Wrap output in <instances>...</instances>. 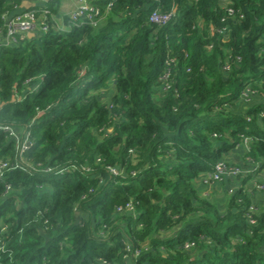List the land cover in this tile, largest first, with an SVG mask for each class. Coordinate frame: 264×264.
Returning <instances> with one entry per match:
<instances>
[{
  "label": "trees",
  "instance_id": "16d2710c",
  "mask_svg": "<svg viewBox=\"0 0 264 264\" xmlns=\"http://www.w3.org/2000/svg\"><path fill=\"white\" fill-rule=\"evenodd\" d=\"M92 3L67 30L32 7L48 31L0 44V264H264L253 176L223 210L196 185L244 138L264 171V99L233 109L264 96V0Z\"/></svg>",
  "mask_w": 264,
  "mask_h": 264
},
{
  "label": "built area",
  "instance_id": "2783aa9c",
  "mask_svg": "<svg viewBox=\"0 0 264 264\" xmlns=\"http://www.w3.org/2000/svg\"><path fill=\"white\" fill-rule=\"evenodd\" d=\"M221 3H223V6L226 7L227 15L232 16L235 14V10L230 6L231 0H220ZM80 2L85 3V0H80ZM91 5V4H90ZM112 5L111 2L107 3V9L110 8ZM93 6V5H92ZM47 10L43 7L41 9H27L24 11H21L17 14H12L7 16L4 15V25L3 28L0 29V44L4 45H10L16 43V35L18 33L28 34L32 32H46L48 31V23H47ZM99 13L98 7L96 9H93L92 7H88L87 5L83 4L77 7L76 10H74L68 17L70 19V22L72 24H76L77 22L81 21L82 17L88 18L91 22L94 21V17ZM169 18V15H162L161 13H158L157 11H153L150 14V19L153 22L156 23H162L165 22ZM80 20V21H79ZM70 27V25L65 26H59L58 28L61 30H67ZM223 32V30H222ZM225 69H228L226 66ZM167 77V73L161 76L162 80H165ZM36 86V85H35ZM0 129L6 130L10 132V135L14 136L16 139L19 138L17 134L14 133L13 129H10L8 126H0ZM27 139L28 134H25L24 140L22 144L19 146L20 153L24 151V149L27 147ZM246 147H248V141L245 138ZM9 166L8 160L0 159V175L2 172ZM114 173H116L115 170H113ZM240 175H244L239 167L229 164L226 161L220 160L215 165L214 169L207 173L205 177L203 178L204 183L213 182V181H220L225 176H235L238 177ZM250 188L249 190H260L264 192V180L262 182H255L252 180L250 182ZM126 208L131 209L129 206H126ZM120 210V209H117ZM191 244H186V247H190ZM101 264H106L104 261H100Z\"/></svg>",
  "mask_w": 264,
  "mask_h": 264
},
{
  "label": "crops",
  "instance_id": "0c3cea01",
  "mask_svg": "<svg viewBox=\"0 0 264 264\" xmlns=\"http://www.w3.org/2000/svg\"><path fill=\"white\" fill-rule=\"evenodd\" d=\"M24 0H22L23 2ZM30 3H37L39 0H28ZM89 4H93V0H85ZM80 0H59V5L57 9V14L54 15V19L59 26H65L64 23L65 17L69 16L77 7L80 6ZM223 4V3H222ZM12 15L8 14L7 16ZM36 32L26 34L28 37H32ZM247 90V88H246ZM244 91L242 97L239 98V105H235V111L237 109L246 110L249 106L254 104V102H259L264 99V96L252 91ZM245 94V95H244ZM238 106V108H235ZM19 134V133H18ZM17 134V135H18ZM245 138L242 142L237 144L235 147L229 149L223 154V161H226L229 164L239 167L240 171L247 177L253 176L252 180L255 182H262L264 180V171H256V165L245 156L247 151ZM197 188L200 189L208 199L214 201L220 210H223L226 205L227 196L232 194L240 185L238 177L235 176H225L220 181H213L204 183L203 181H197ZM248 196L250 198L251 205L254 209L259 210L264 207V192L260 190H252L249 188L251 185H248Z\"/></svg>",
  "mask_w": 264,
  "mask_h": 264
},
{
  "label": "water",
  "instance_id": "95a60500",
  "mask_svg": "<svg viewBox=\"0 0 264 264\" xmlns=\"http://www.w3.org/2000/svg\"><path fill=\"white\" fill-rule=\"evenodd\" d=\"M47 1H48V0H44V1L40 2V3H30V1H28V0H24L23 2H21V4H20V6L18 7V9H16V10L14 11V14H17V13H19V12H21V11H24V10L30 9V8H32V7L44 6L45 3H46ZM29 34H30V33H29ZM41 114H42V112H40V113L38 114V116H40Z\"/></svg>",
  "mask_w": 264,
  "mask_h": 264
},
{
  "label": "rangeland",
  "instance_id": "374dc122",
  "mask_svg": "<svg viewBox=\"0 0 264 264\" xmlns=\"http://www.w3.org/2000/svg\"><path fill=\"white\" fill-rule=\"evenodd\" d=\"M39 1L42 2V1H44V0H39ZM80 3H81L80 5L85 4V5H87L88 7H89V6L92 7L93 9H96V7H97V6L93 5V4L90 5V4L88 3V1H85V3H82V2H80ZM92 5H93V6H92ZM248 90H249V89H247L246 91H248ZM105 91H106V90H104V93H105ZM107 91H108V93L111 92L110 89L107 90ZM249 91H250V90H249ZM243 93H244V92H243ZM244 95H245V94H244ZM242 96H243V95H241L240 98H241ZM236 105H239V101H237ZM235 108H238V106H236ZM233 109H234V108H233ZM237 110H239V109H237ZM247 150H248V147H247Z\"/></svg>",
  "mask_w": 264,
  "mask_h": 264
}]
</instances>
